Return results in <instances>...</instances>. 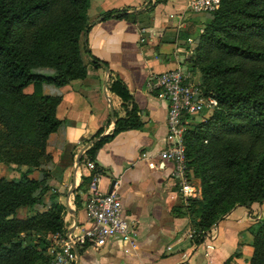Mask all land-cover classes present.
Returning <instances> with one entry per match:
<instances>
[{
  "label": "trees",
  "instance_id": "1",
  "mask_svg": "<svg viewBox=\"0 0 264 264\" xmlns=\"http://www.w3.org/2000/svg\"><path fill=\"white\" fill-rule=\"evenodd\" d=\"M58 1L0 0V162L27 167L20 179L0 177V264H50L51 236L68 234L64 205L53 200L46 211H35L52 191L46 169L52 161L48 143L63 123L57 117L62 97L46 94L45 90L84 80L90 70L108 68L92 55L84 40L94 24L86 12L93 1L67 0L74 10L49 18ZM166 2L151 1L147 10ZM259 6L264 10V0H221L219 9L210 13L213 18L196 50L215 45L231 56L264 62V52L231 41L236 36L264 41V12L258 11ZM139 14L132 7L112 9L100 14L98 21L136 22ZM44 69L53 74L41 73ZM201 71L202 89L214 94L219 106L207 121L193 123L186 134L189 168L202 187L200 197L190 200L187 207V214L200 216V220H192L197 243L237 202L264 204V158L253 160L241 152L242 138L250 137L253 149L264 138L261 77L246 90L234 82L240 71L237 64L206 65ZM109 85L122 100L126 115L116 118L111 133L105 135L102 128L91 139L87 161H95L98 152L117 135L144 125L127 85L113 77ZM35 171H41L44 177L30 178ZM93 176L86 181L89 183ZM237 193L243 197L235 200ZM22 209L34 213L21 217ZM253 247L249 264H264V220L255 232Z\"/></svg>",
  "mask_w": 264,
  "mask_h": 264
},
{
  "label": "crops",
  "instance_id": "2",
  "mask_svg": "<svg viewBox=\"0 0 264 264\" xmlns=\"http://www.w3.org/2000/svg\"><path fill=\"white\" fill-rule=\"evenodd\" d=\"M190 1L167 0L146 10L143 7L151 0H95L97 10L90 18L94 24L84 40L108 68L45 90L62 97L57 117L63 123L49 138L52 161L46 169L52 191L44 196L41 212L53 200L64 205L68 235L77 238L92 227L86 210L92 183L96 180L95 189L105 195L114 182L112 191L120 195L127 220L139 234L136 248L120 240L99 249L76 244L73 264H249L253 257L264 204L236 208L197 243L192 220L200 216L187 214L188 203L173 179V165L160 158L167 147L168 102L149 84L155 76L183 68L191 58L187 44L191 37L181 33L188 22L177 20L183 18ZM126 7L140 13L136 22L98 21L100 14ZM111 77L127 85L144 125L117 135L95 161H87L91 139L102 128L105 135L111 133L116 118L126 115L122 100L109 89ZM89 162L95 164V171L89 169ZM39 173L33 179L44 177L43 173L37 177Z\"/></svg>",
  "mask_w": 264,
  "mask_h": 264
},
{
  "label": "built area",
  "instance_id": "3",
  "mask_svg": "<svg viewBox=\"0 0 264 264\" xmlns=\"http://www.w3.org/2000/svg\"><path fill=\"white\" fill-rule=\"evenodd\" d=\"M220 5L221 0H191L188 9L196 14L213 13ZM149 89L160 91L168 102L167 147L160 153V158L173 165V179L179 186L182 198L189 203L190 200L200 197L202 188L194 181L189 168L186 134L198 118V122L207 121L218 108L219 101L214 94L204 92L193 73L183 68L155 76ZM88 167L91 170L96 168L92 162L88 163ZM95 181L92 183L93 192L86 204L91 229L77 238L68 234L52 235L53 259L50 264H73V247L86 242L96 249L114 240L137 247L138 230L128 222L120 195L116 191L100 194L95 189Z\"/></svg>",
  "mask_w": 264,
  "mask_h": 264
},
{
  "label": "rangeland",
  "instance_id": "4",
  "mask_svg": "<svg viewBox=\"0 0 264 264\" xmlns=\"http://www.w3.org/2000/svg\"><path fill=\"white\" fill-rule=\"evenodd\" d=\"M92 1L93 3L91 4L90 8L87 9L86 11L89 19L94 16L97 10L95 0H92ZM19 2L20 1L18 2L16 1V3L18 4ZM149 4L146 7L144 6L143 8L147 10V8L149 7ZM72 9L74 10L72 5L67 0H59L48 17L51 18L53 16L61 14L64 10H72ZM257 9L258 11H261L262 13L264 12L261 6L257 7ZM185 17L186 19L184 20ZM212 18H213V15L210 13L196 14V13L191 12L188 9L187 12H185L182 19H177L178 21L188 22V24L184 26L183 28L184 30L181 33L187 34L188 36L191 37V39L187 41V44L190 45L189 48H191V50L189 51V53L191 54V57L192 56L194 57L193 61H191L190 59L185 61L183 69L184 70L187 69L188 71L192 72L193 75L196 77V80L202 84L204 82H203V73L201 71V67L206 66V65L218 64V63L221 66H225V67H230V66H234L237 64L239 65L240 71L234 76V82L237 83L241 89H246V90L249 89L254 83L255 78L259 76L261 77L260 79L261 83H263L264 85V76H262L264 75V62L256 63V62L248 61V60L236 57V56H231L215 45L204 46L201 52H198L196 50L199 44V39L202 36L207 24L212 20ZM231 41H233V43H238V45L242 47L250 48L254 51L264 52V41L263 40L254 39V38L248 39L242 36H236V37H233ZM92 71L93 70H90V73ZM40 72L46 75L53 74V71L50 69L40 70ZM213 81L214 80L211 79V82ZM53 89H55V87H50V90H53ZM27 91L31 92V89ZM262 93L264 96V89ZM198 121H199V118L196 121V123ZM241 149H242L241 152L243 153V155H249L253 160L262 159L264 158V138L258 142L257 148L253 149V140L250 137L249 138L244 137L242 138ZM26 170H27V167L25 166H18L14 164L6 165L0 162V177L7 178L9 180L20 179L21 173ZM35 172H40L37 175V177L39 178L42 177L41 171H35ZM34 173L30 175V178L34 177V176L32 177ZM196 183L201 186V183L198 180H196ZM241 197H243V194L237 193L234 199L238 200ZM246 203H244V205H241L239 202H237L234 205V208L230 212H232L233 210L239 207L240 208L241 207L250 208L254 204H259V203H253V204H248V203L246 204ZM41 207L42 206H37L35 208V211L41 212L42 211ZM33 213L34 211H29L25 209L20 210L21 217H26L29 214H33ZM52 248H53V242H52V247L50 248V253L53 251Z\"/></svg>",
  "mask_w": 264,
  "mask_h": 264
},
{
  "label": "water",
  "instance_id": "5",
  "mask_svg": "<svg viewBox=\"0 0 264 264\" xmlns=\"http://www.w3.org/2000/svg\"><path fill=\"white\" fill-rule=\"evenodd\" d=\"M138 11H141V9H139V10H136V12H138ZM114 182L112 183V187H111V189H110V192H112V190H113V188H114Z\"/></svg>",
  "mask_w": 264,
  "mask_h": 264
}]
</instances>
